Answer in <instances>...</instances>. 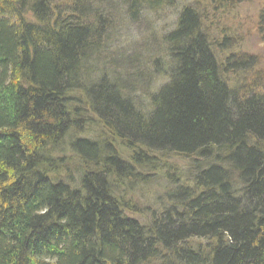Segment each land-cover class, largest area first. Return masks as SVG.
<instances>
[{
  "label": "trees",
  "instance_id": "1",
  "mask_svg": "<svg viewBox=\"0 0 264 264\" xmlns=\"http://www.w3.org/2000/svg\"><path fill=\"white\" fill-rule=\"evenodd\" d=\"M180 1L0 0V264H264V90ZM168 10L155 73L119 74V16Z\"/></svg>",
  "mask_w": 264,
  "mask_h": 264
},
{
  "label": "rangeland",
  "instance_id": "2",
  "mask_svg": "<svg viewBox=\"0 0 264 264\" xmlns=\"http://www.w3.org/2000/svg\"><path fill=\"white\" fill-rule=\"evenodd\" d=\"M180 2L181 4L193 5L198 10H202L203 13L201 16L205 17L202 29L212 42L215 43L216 37L217 41H221L223 35L227 37L225 39L226 41L224 40L220 46L214 44L217 46H215L216 54L219 50L218 57L221 59L220 61L223 69L234 59H248L253 63V65L246 70L238 69V71L230 72L228 70L227 72L229 74L226 75L225 78L230 82V85L241 88V91L244 93H254L264 90V27L259 23L260 10L263 7L264 0L237 1L229 5L230 7L228 10H226L227 8L225 7L220 8L219 5L220 9H217V12H213V10L216 9V5L210 6L207 9L206 7L208 4L205 0H181ZM166 14L167 17L164 20L161 19L158 12L156 15L159 17L144 16L140 21H133L132 19L128 21L122 17V14V16H119L116 22L118 33L112 45L113 53L110 52V54L113 55V57H116L117 54L120 55V53L126 54L116 60L118 61L117 63L122 64H125L126 59L132 56H136L139 59L138 67L136 66L134 68L133 64L132 69L119 64L118 69H116L119 74L124 75L129 73V75L134 74L133 77H135L140 73L141 75L145 74V76L149 75L150 78L151 71L154 72V65L151 63L155 60V57H153L155 55L152 54L158 52V55L164 57V48L166 47L165 41L163 42V33L156 34L151 30L157 31L158 29L159 31V29L163 27L161 25H170L171 22H173L175 18L173 12L168 10ZM159 19L161 20L159 21ZM155 34L158 36L156 37ZM152 36H155V38ZM228 57H230V59H228ZM154 77L153 75V78H151L152 81H149L153 86H157L160 82H164L162 78L155 79ZM135 91L137 96L144 99L142 97L143 91ZM171 160L176 163L177 166H185L189 162L188 158L183 157H177ZM162 186H165L164 182L150 185V187L147 186L148 188L143 187L139 189V196L137 197L138 202L142 206L150 208L153 203V196H157L161 193Z\"/></svg>",
  "mask_w": 264,
  "mask_h": 264
}]
</instances>
